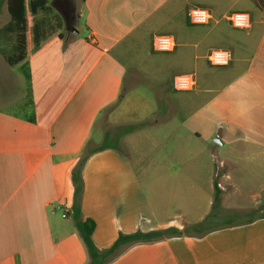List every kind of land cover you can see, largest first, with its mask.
I'll use <instances>...</instances> for the list:
<instances>
[{"label":"crops","instance_id":"0c3cea01","mask_svg":"<svg viewBox=\"0 0 264 264\" xmlns=\"http://www.w3.org/2000/svg\"><path fill=\"white\" fill-rule=\"evenodd\" d=\"M193 6L208 8L216 18L246 11L251 25L237 29L225 20L238 31L221 21L193 25L186 16ZM205 26L209 28L203 31ZM215 26L218 44H207ZM158 33L175 37L173 51L152 50V36ZM218 47L231 52L229 64L218 71L205 69L202 62L214 67L206 54ZM17 68L22 71L14 75ZM199 68L222 82L191 91L173 88V75H196ZM140 77L153 83L150 87L165 107L159 121L179 115L183 138L202 147L199 164L189 157L181 173L188 199L182 207L196 216L181 217L182 224L199 223L210 213L217 180L225 189L219 188L213 218L239 208L255 215L250 224L264 226V207L256 206L264 192V0H23L20 20L11 18L7 0H1L0 264H66L59 239L78 229L73 223L62 229L56 210H62L61 216L68 212L63 218L72 217V167L84 149H97L107 138L122 140L138 131V123L139 128L158 123L152 108L140 118L132 111L127 120L119 113L130 101L126 91ZM14 82H19L18 94ZM99 118L103 132L96 142L92 130ZM134 124L136 129L118 131ZM250 157L257 162L233 173L232 163ZM165 174L167 170L153 171L149 177ZM246 177L248 205L240 206L237 196L244 195ZM82 180L80 218L94 221L91 239L97 248L110 247L120 232L167 230L152 242L122 246L124 251L108 264H222V257L230 263L227 254L211 251L206 256L183 246L188 236L172 231L183 228L168 223L171 219L152 203L158 182L146 190L131 156L119 145L107 143L89 153ZM142 200L151 213L140 206ZM251 239L264 241V232ZM88 263L86 255L76 261Z\"/></svg>","mask_w":264,"mask_h":264},{"label":"rangeland","instance_id":"374dc122","mask_svg":"<svg viewBox=\"0 0 264 264\" xmlns=\"http://www.w3.org/2000/svg\"><path fill=\"white\" fill-rule=\"evenodd\" d=\"M238 8V6H235L233 9ZM220 21L222 23L221 25H226L225 20L220 18ZM226 27L230 31H238L230 28L228 25H226ZM208 28L209 26H205L202 29L203 31H206ZM217 28L218 26H215L207 35V38L205 39L207 44L208 42L209 44L210 42L213 44V42L217 40ZM215 43L218 44L217 42ZM219 44L224 43L221 41ZM224 45L227 46L226 43ZM15 50L16 51L14 52L17 54L19 50ZM157 55L159 56L161 54ZM202 63L205 69H211V71H218L219 69H222L221 67H210L205 62ZM19 70L22 71L19 68L15 69L14 75L18 74ZM215 75L217 74L213 72L212 76ZM128 78L129 73L126 75V82L128 81ZM195 78L197 80L195 88H201L207 84H211L214 88L219 86L222 82V79L219 76L210 79V76H208L200 68L198 73L195 75ZM152 84L153 83H150L145 77H140V79L134 83V87L126 91L125 94L127 95L125 96L130 97V101L124 103L123 107H119L122 109L120 111H123L119 113L124 117V120H127L128 118H131V115H133L129 114L132 111L134 114L136 113L135 118H138L141 115L144 116V109L147 110L152 108L151 111H153V114L151 116L153 120L155 119L158 121L157 125L145 126L146 123H144L145 125L143 124V127L139 128V126L142 125L141 123H138L137 132L135 131L134 133L125 136L122 140L107 138L106 142L119 145L126 152H128L132 158L134 168L139 172L141 181L143 182L146 190L147 185L149 186L151 183L158 182L155 189L157 192L154 195L150 194L152 203L159 209L158 211L162 213L163 217L171 219L168 223L171 222V224L183 228L181 233L188 236V243L185 244V242H182L183 246H186L192 251H204L206 256L210 255L211 251H217L220 252V254H227L230 260L229 264H264V241L251 239L259 238L261 232H264V226H260L256 223L250 224L251 218L255 216L251 211L239 208L227 210V212L221 215L220 218L217 216L216 218H211L208 222L204 223V225L197 230L198 232L192 228L195 224H182L181 217H183L184 220H195L196 216L192 215L191 210L182 207L186 205L188 199L184 198L182 185L184 178L181 176V173L187 166L186 164H189V157H194V161H197L199 164L201 159L199 157V153L203 151L202 147L194 144L191 139L189 142L188 139L183 138L184 135L182 134L179 115L173 116L164 121H159L160 116L166 115L164 113L165 107H163L162 103H158L159 97H156V89L150 87ZM16 89L19 90V82H14V90ZM3 90L4 89H2V91ZM18 90H16L17 94L19 93ZM3 92L5 93V91ZM178 93L181 95H184L185 93L187 95L190 94V92ZM165 98L166 95L163 96V100H165ZM7 108H11L13 110L15 109L11 105H8ZM113 109V111H117V109ZM102 122L101 118H99L92 130V138L96 142L102 140ZM127 129H129V126H124L121 129L122 131L119 129L118 131L124 132V130ZM133 129H136L135 124ZM221 151H224V149L222 148ZM251 154L256 155L254 153H250V155ZM81 157H79L70 171L71 186H73V188L74 183L72 173L77 167ZM235 162L231 164V168L233 173H239L242 172V167H248L249 163L255 164L257 160L250 157L249 159H241ZM261 163L264 164V161ZM82 166L79 171L81 179ZM239 166L241 168H239ZM163 170H167V174L163 175L161 178H155L153 176L149 177L150 172ZM245 182L246 185L244 188V195L237 196L238 200H242L239 204L240 206H246V204L248 205V177L245 178ZM160 186L163 188L159 189ZM236 202V199L232 201L234 205H237ZM141 205L145 206L146 212L151 213L148 201L146 202L142 200L140 206ZM256 206L264 207V200L261 203L256 204ZM61 213L62 210H56V217L60 219L59 223L62 229L74 224L73 217L67 216L66 218H63ZM231 221L232 223H230ZM226 222L229 224H225ZM59 248L63 255V259L67 260L66 264H76L77 260H85V255L89 258L87 249L79 231L77 232V230L63 234L62 238L60 237L59 239ZM222 264H225L223 257Z\"/></svg>","mask_w":264,"mask_h":264},{"label":"trees","instance_id":"16d2710c","mask_svg":"<svg viewBox=\"0 0 264 264\" xmlns=\"http://www.w3.org/2000/svg\"><path fill=\"white\" fill-rule=\"evenodd\" d=\"M33 10L35 7H33ZM7 10L13 20H20L23 16V0H7ZM136 126V125H135ZM134 125H129V130H132ZM107 146V142L101 145L97 149L104 148ZM93 150L85 149L84 154L79 160L77 167L72 173V179L74 183V192H73V202H72V217L74 219V224L78 229L81 238L85 244L87 252L89 254V263L88 264H108L112 259L122 253L124 250L122 246L126 244H136V243H148L157 239L159 236L164 234L167 230H153V231H135L132 233H119L114 242L110 245V247L106 249L99 250L92 242L91 233L94 229V221L91 219L80 218V206L79 199L82 192V179L80 176V168L83 165L86 157ZM220 189L216 186V181L214 180V197L212 202V208L210 213L199 223L192 226L193 229L197 230L201 228L204 223L208 222L211 218H213V209L220 200ZM172 231L176 234H180L181 231H177L172 229ZM184 232V231H183Z\"/></svg>","mask_w":264,"mask_h":264},{"label":"built area","instance_id":"2783aa9c","mask_svg":"<svg viewBox=\"0 0 264 264\" xmlns=\"http://www.w3.org/2000/svg\"><path fill=\"white\" fill-rule=\"evenodd\" d=\"M187 20L193 25H207L211 22H218L220 18L226 20L232 27L237 29H248L251 25L249 13L241 10H232L225 15L216 18L212 12L205 7L193 6L186 12ZM176 46L175 37L168 33H158L152 36L151 47L156 52H171ZM207 62L212 66L222 67L229 64L231 60V52L225 48H213L206 54ZM172 86L177 91H191L196 86L195 74L192 72L177 73L172 78ZM219 166H223V162H219ZM218 176V174H217ZM220 176H224L223 173ZM216 186L225 189V185L216 180ZM68 212L64 211L62 216H66Z\"/></svg>","mask_w":264,"mask_h":264},{"label":"water","instance_id":"95a60500","mask_svg":"<svg viewBox=\"0 0 264 264\" xmlns=\"http://www.w3.org/2000/svg\"><path fill=\"white\" fill-rule=\"evenodd\" d=\"M215 141L220 142V141H218L217 139H215ZM263 200H264V192H263V195H262V197H261V201H263Z\"/></svg>","mask_w":264,"mask_h":264}]
</instances>
